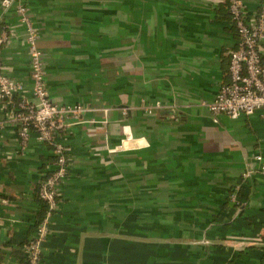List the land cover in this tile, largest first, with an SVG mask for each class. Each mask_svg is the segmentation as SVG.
Listing matches in <instances>:
<instances>
[{
  "label": "crops",
  "instance_id": "obj_1",
  "mask_svg": "<svg viewBox=\"0 0 264 264\" xmlns=\"http://www.w3.org/2000/svg\"><path fill=\"white\" fill-rule=\"evenodd\" d=\"M243 1L251 23L264 0ZM227 5L29 0L50 100L94 110L84 117L92 123L63 140L69 172L41 264H264V176L255 161L264 159L262 113L232 120L202 107L229 81V53L238 46ZM4 20L13 38L0 51L3 66L30 97L23 27L14 10ZM154 102L174 108L178 120L139 110ZM103 107L113 109L106 126ZM124 125L148 147L109 153ZM18 148L13 127L0 132V264H24L16 252L25 259L35 235L34 197L52 156L35 141ZM248 165L256 173L242 179ZM237 184L242 210L227 201Z\"/></svg>",
  "mask_w": 264,
  "mask_h": 264
},
{
  "label": "built area",
  "instance_id": "obj_2",
  "mask_svg": "<svg viewBox=\"0 0 264 264\" xmlns=\"http://www.w3.org/2000/svg\"><path fill=\"white\" fill-rule=\"evenodd\" d=\"M227 9L238 36V46L229 53L228 83L221 85L214 99L202 103V107L214 118L224 115L235 120L261 111L264 119V3L258 8L251 23L244 17L243 0H228ZM10 10H14L17 21L24 30L22 37L30 59L31 96L26 95L25 86L20 81L8 75L0 56V107L4 109L0 116V132L9 126L14 128L19 153L24 152L35 141L51 146L55 158L50 174L40 183L38 190L39 198L46 205V213L33 239L24 249L27 264H41L42 245L49 235L51 217L59 207V187L69 172L67 149L59 138L66 136L76 125L92 123L93 121H86L84 117L94 110L80 104L60 105L50 100L45 78L46 55L40 47L39 34L30 16L28 0H0V23H4V17ZM12 38L11 29L3 25L0 28V51ZM139 110L146 115L166 110L172 113L173 118L177 114L174 108L160 102L140 106ZM97 111L101 114L99 123L105 126L110 124L113 109L103 107ZM147 147L145 138L134 137L129 127L124 125L118 145L107 149L113 154ZM255 161L259 164L256 172L264 176V159L256 156ZM256 172L248 165L242 173V179H249ZM239 190L240 185H237L230 195V201L238 209H242L245 203L237 199ZM262 233L264 234V227Z\"/></svg>",
  "mask_w": 264,
  "mask_h": 264
},
{
  "label": "trees",
  "instance_id": "obj_3",
  "mask_svg": "<svg viewBox=\"0 0 264 264\" xmlns=\"http://www.w3.org/2000/svg\"><path fill=\"white\" fill-rule=\"evenodd\" d=\"M28 4H29V0H28ZM113 6L115 7V9H116V11H118L119 12V6H120V3H119V1L118 2H114L113 3ZM228 14H229V12H228ZM228 17H229V19H230V21H231V18H230V15H228ZM3 25H6L5 24V20H4V23H0V28L3 26ZM235 33H236V31H235ZM237 35V34H236ZM238 37V36H237ZM228 63H229V61H228ZM228 83V82H227ZM227 83H225V84H227ZM219 90V89H218ZM218 92V91H217ZM217 94V93H216ZM216 96V95H215ZM81 105V104H80ZM156 113H159V112H156ZM144 114V113H143ZM144 115H146V114H144ZM153 115H155V113H153L152 115H146V116H153ZM169 116V115H168ZM178 118H179V114L177 113L175 116H174V118H171L172 120H178ZM171 120V121H172ZM64 138H65V136H62L61 138H59V141L60 142H63V140H64ZM40 144V143H39ZM41 145H44V146H46L47 148H48V150L51 152V158H50V163H49V169H47V171H46V173H45V175L42 177V181H44L46 178H47V176L50 174V172H51V168H52V163H53V161L55 160V158H54V156H53V149H52V147L51 146H49V145H47V144H41ZM66 149H67V147H66ZM41 181V182H42ZM40 182V183H41ZM238 185V184H237ZM237 185H235L232 189H231V191L228 193V197H227V201L234 207V208H237V206L235 205V204H233L231 201H230V195H231V193L235 190V188H236V186ZM39 187H40V184L38 185V187H37V191H36V195H35V197H34V203H36V208H38L37 209V211L35 212V215H34V224L30 227V229L31 228H34L35 229V233H36V229H37V227H38V225L41 223V221H42V219H43V217H44V215H45V213H46V205H45V203L39 198V196H38V190H39ZM239 192H240V190L238 191V194H237V199H239ZM239 201V200H238ZM238 209V208H237ZM238 210H242V209H238ZM34 233V234H35ZM17 253V255H16V257H18V260H20L21 262H23L24 264H27V261H26V257H25V259L23 258V255H21L19 252H16Z\"/></svg>",
  "mask_w": 264,
  "mask_h": 264
}]
</instances>
